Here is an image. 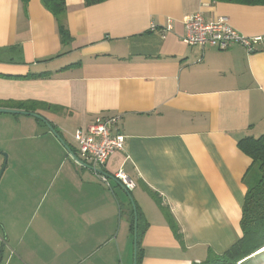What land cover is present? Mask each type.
<instances>
[{
	"label": "crops",
	"instance_id": "obj_1",
	"mask_svg": "<svg viewBox=\"0 0 264 264\" xmlns=\"http://www.w3.org/2000/svg\"><path fill=\"white\" fill-rule=\"evenodd\" d=\"M65 1L72 37L66 44L41 0H0V108L39 104L33 113L45 122L33 117L35 123L49 128L23 139L39 143L40 150L7 147L6 188L21 176L42 194L5 205L2 262L131 264L135 254L137 259L138 211L142 264H200L210 251L224 254L242 237L247 181L255 176L239 142L264 135V47L252 54L239 45L190 47L183 41L184 20L201 13L208 21L226 18L247 37L264 36V6ZM169 23L165 38L150 30ZM2 115L3 125L11 122L13 115ZM20 116L26 117L17 121ZM98 116H118L114 133L126 138L125 152L113 155L104 169L110 186L80 168L53 133L76 152L69 127L86 128ZM14 141L13 131L1 132L0 144ZM3 163L0 155V169ZM120 170L134 181L132 192L114 179ZM161 207L177 222L183 245Z\"/></svg>",
	"mask_w": 264,
	"mask_h": 264
},
{
	"label": "trees",
	"instance_id": "obj_2",
	"mask_svg": "<svg viewBox=\"0 0 264 264\" xmlns=\"http://www.w3.org/2000/svg\"><path fill=\"white\" fill-rule=\"evenodd\" d=\"M24 5L29 3V0H19ZM44 8L49 11L59 26V32L64 44L72 40L71 34L67 27V5L65 0H41ZM86 6L99 4L106 0H84ZM215 3L239 4L246 6H264V0H210ZM5 107L25 111L34 112L39 107V104L34 103H8ZM47 108L50 109L48 106ZM240 150L250 157L253 161V175L251 181H247L248 190L245 196L242 207V217L240 227L242 231L241 239L230 247L224 254L218 255L209 252L207 259L200 264H250L254 254H257L264 249V135L260 138H245L239 142ZM75 153L74 150H71ZM252 175V176H253ZM149 193L155 199L156 203L161 206V202L157 196L149 190ZM171 230L176 239L183 245V235L177 225L174 217L169 211L161 207ZM138 211V208H137ZM134 213V212H133ZM142 218L138 211V250L137 264H142L144 258V250L141 245V239L144 232ZM135 229V218L133 219V231ZM258 255H264L261 252ZM249 258V259H248Z\"/></svg>",
	"mask_w": 264,
	"mask_h": 264
},
{
	"label": "built area",
	"instance_id": "obj_3",
	"mask_svg": "<svg viewBox=\"0 0 264 264\" xmlns=\"http://www.w3.org/2000/svg\"><path fill=\"white\" fill-rule=\"evenodd\" d=\"M184 43L190 47H212L226 50L232 45L243 47L247 53H255L264 47V36L247 37L232 28L226 18L218 21H208L201 13L185 18ZM152 32L160 31L163 38L172 30L169 23L159 29L152 24ZM120 118L118 116H98L86 128L77 129L72 138L77 144L78 157H72L80 168L92 170L100 182L110 186V181L104 169L110 158L116 153L125 152L126 138L122 134L114 133ZM100 171V172H98ZM128 192H132L136 185L133 180L120 170L114 176Z\"/></svg>",
	"mask_w": 264,
	"mask_h": 264
},
{
	"label": "rangeland",
	"instance_id": "obj_4",
	"mask_svg": "<svg viewBox=\"0 0 264 264\" xmlns=\"http://www.w3.org/2000/svg\"><path fill=\"white\" fill-rule=\"evenodd\" d=\"M0 116H5L0 114ZM19 116V115H18ZM18 116H8L9 120H11V122H8L7 124L4 123V125L0 122V134L1 132L5 131V130H11L14 133V137H15V141L12 144H0V149L2 150L1 153L7 154V161L6 164L8 163L9 160V153L7 152V147L8 150L13 151V152H32L34 150H40L38 148L39 143H36L34 141H26L23 140L25 138H27L28 136H40V135H44L46 133L49 132V128L44 125V124H40L36 125L35 123V119L33 117H22L20 116L18 118V121L16 120V118ZM19 120H22L21 124H19ZM77 126L72 125L69 127V129L73 130L74 133V129ZM73 133H71L73 135ZM65 137V136H64ZM66 141H68L71 146H74V143L71 141L72 138L67 137L64 138ZM20 141V142H19ZM10 146L12 147V149H10ZM72 154L71 157H78L77 151L75 153H73L71 151ZM73 159V158H72ZM16 163H18L16 166L21 167L19 162H17V160H15ZM7 167V165H6ZM6 170V169H5ZM1 171V169H0ZM5 173V172H4ZM1 178L0 181V218L5 219L6 216V210H5V205L8 202H32V200L34 198H36L37 196H39L41 198V194L40 192H35L34 187L32 185V182H26L21 180V176H19L17 178V182L15 183L14 187L11 188H6V175H4ZM49 175L46 174V178H45V183L48 180ZM44 187L47 189V184L44 185ZM5 188V189H4ZM4 190V192H2ZM23 191L25 192V194L23 195ZM11 197H8L9 194H11ZM47 201H49L48 199H46ZM1 233V232H0ZM1 235V234H0ZM261 252H264V249L261 250L260 252L256 254H254L253 256H251V260L250 264H264V255H258ZM3 255V253H2ZM249 259V258H248ZM4 262V260H2ZM1 264H4V263ZM131 264H135V261L133 259Z\"/></svg>",
	"mask_w": 264,
	"mask_h": 264
},
{
	"label": "water",
	"instance_id": "obj_5",
	"mask_svg": "<svg viewBox=\"0 0 264 264\" xmlns=\"http://www.w3.org/2000/svg\"><path fill=\"white\" fill-rule=\"evenodd\" d=\"M0 114H11V115H26V116H31V117H34V118H37V119H40L42 121L45 122V119L43 117H41L40 115L36 114V113H33V112H25V111H19V110H11V109H4V108H0ZM54 135L58 138V140L66 147V149L69 151L70 154L71 153V150L69 148V146L66 144V142L60 137L59 134H57L55 131H53ZM0 155H2L4 157V164L1 168V171H0V181H1V178L3 176V173L5 172V169H6V161H7V154H4V153H1L0 152ZM100 172V171H98ZM133 209H134V212L136 214V208H135V205H133ZM135 248H137V218L135 220ZM257 255V254H256ZM2 259H3V255H2V249L0 248V264L2 263ZM136 254H135V264H136Z\"/></svg>",
	"mask_w": 264,
	"mask_h": 264
},
{
	"label": "flooded vegetation",
	"instance_id": "obj_6",
	"mask_svg": "<svg viewBox=\"0 0 264 264\" xmlns=\"http://www.w3.org/2000/svg\"><path fill=\"white\" fill-rule=\"evenodd\" d=\"M5 161V160H4ZM4 164V163H3ZM3 166V165H2Z\"/></svg>",
	"mask_w": 264,
	"mask_h": 264
}]
</instances>
